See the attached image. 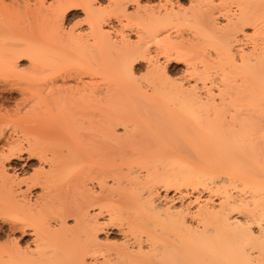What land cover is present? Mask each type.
<instances>
[{"label": "bare ground", "instance_id": "6f19581e", "mask_svg": "<svg viewBox=\"0 0 264 264\" xmlns=\"http://www.w3.org/2000/svg\"><path fill=\"white\" fill-rule=\"evenodd\" d=\"M11 1L49 27L1 83L49 76L0 103V264H264V0Z\"/></svg>", "mask_w": 264, "mask_h": 264}, {"label": "rangeland", "instance_id": "374dc122", "mask_svg": "<svg viewBox=\"0 0 264 264\" xmlns=\"http://www.w3.org/2000/svg\"><path fill=\"white\" fill-rule=\"evenodd\" d=\"M15 1H17V0H15ZM96 1H97V3L98 2H104L105 3L106 0H96ZM157 1L158 0H156L152 3L153 4L155 2L158 3ZM180 1L186 3L189 0H180ZM49 2H50V0H47L48 4H49ZM11 3H12L11 0H4L3 1V6H4L5 13H6L5 14L6 19L1 26V32H2L1 34L2 35H0V38L3 41L6 39V41H7L6 43L11 42V41L14 42V40L16 41L18 37H20V38H23V37L40 38L42 36V31L46 30L49 27L48 18L46 16H41V17H38L36 19H33V18L30 19L29 15H31V14H27V11H25L24 8H21V7L17 6L16 4L12 6ZM31 3H33V2H31ZM232 4L233 3H231V6L233 7V5L235 3L233 5ZM235 7H236V5H234L233 9H235ZM85 13H86L85 9L81 5L70 6L65 12V15L63 17V22L66 26L76 25V29H77V31H79L78 30L79 28L82 29V27L85 28L86 25H88V21L86 20ZM220 15H222V14L220 13ZM222 16H219V17L223 18ZM30 21L33 23L30 24ZM247 30L249 31L248 32L249 34L253 35V33H254L252 31L253 26L247 27ZM257 35H259V36H257V38L262 37V35L260 36V34H257ZM16 36H17V38H15ZM255 37L253 39L252 38L251 39L254 41ZM248 40H246V43H248ZM249 43L246 44L245 46L248 45L250 47V45H253L254 42L252 43V41H249ZM29 62H30L29 57L22 56L18 60L19 67L16 68V70L3 72V74H1L2 79L4 78L3 81L6 82L5 84H7V82H8V85H6V87L9 86L10 83H14V84H11V86L14 88L13 90L8 89V87L7 88L4 87L5 89H8L7 91H5V89L3 88L4 82L2 81V83H1V81H0V83H1L0 86L3 89V90H1V88H0V94L2 95V96H0V99H3V101L1 100V102H0L3 104L2 107L6 106V109L9 107L8 108L9 110H14L17 106L16 103H18L19 101H22V102L30 101L31 102L30 105H33L36 103V100L39 99L38 95L41 94L42 90H43V88L40 86V84L43 83L46 80V78L49 76L47 74L49 71L48 70L49 67H44V68L40 67V69L38 71L41 70L42 72L41 71L38 72L39 76L30 77L32 74H31V71L29 69V66H30ZM168 66H170L167 68H169L168 69L169 73H171L172 76H180L183 73H185L184 69H186L185 68L186 64L182 60H178V59L175 60V58H174V61L172 60L168 64ZM71 67H74V66H71ZM142 67L140 69V72H138V75H139V73L141 75V73L146 71V69H144V68L142 69ZM170 68H171V70H170ZM141 70H142V72H141ZM18 72H21V74ZM23 73H25V74H23ZM82 78L83 79H89L90 74L84 73V74H82ZM75 79H76V77L72 76L70 78V81H68V82H70V84H66V85H71L72 84L71 82H73ZM213 87L215 88L216 86H213ZM4 95H6V96L4 97ZM25 99H27V100H25ZM42 119H48L51 122L60 121L59 117L56 118L55 116H53V118H52L48 115H46ZM40 121L44 122V120H40ZM49 122H47V123H49ZM8 128H10V127L8 126ZM20 128H19V131H20ZM26 128L29 131L34 130L29 125H26ZM21 131L23 134L26 132L24 129H22ZM19 133H17L19 136L23 135V134H19ZM29 134H31V133H29ZM56 138H59V137H56ZM31 162H33V161H31ZM31 171H33V170H30V172H28V173H31ZM169 193L172 194L173 193L172 190ZM114 233H115L114 234L115 237H112V238L115 240H117L118 238L120 239L118 232L115 231Z\"/></svg>", "mask_w": 264, "mask_h": 264}]
</instances>
